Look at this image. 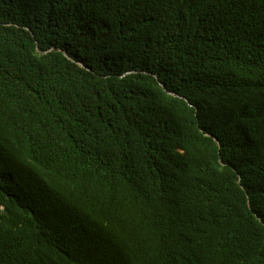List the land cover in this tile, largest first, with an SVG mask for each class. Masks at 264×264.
I'll return each mask as SVG.
<instances>
[{"label":"trees","instance_id":"1","mask_svg":"<svg viewBox=\"0 0 264 264\" xmlns=\"http://www.w3.org/2000/svg\"><path fill=\"white\" fill-rule=\"evenodd\" d=\"M0 264H264V0H0Z\"/></svg>","mask_w":264,"mask_h":264}]
</instances>
